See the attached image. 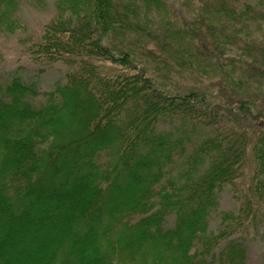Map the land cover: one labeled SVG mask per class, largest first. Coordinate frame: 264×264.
<instances>
[{
	"label": "trees",
	"instance_id": "16d2710c",
	"mask_svg": "<svg viewBox=\"0 0 264 264\" xmlns=\"http://www.w3.org/2000/svg\"><path fill=\"white\" fill-rule=\"evenodd\" d=\"M182 1L192 7L183 26L164 0H55L27 50L36 63H65L64 81L38 102L34 81L0 85V264H117L124 249L142 264H246L242 220L222 214L236 226L226 234L209 223L252 143L264 199V131L251 143L243 133L195 138L218 118L207 97L166 90L110 38L150 40L158 66L196 80L235 42L240 66L264 82V0ZM18 5L0 0V31L19 28ZM108 63L122 69L104 74Z\"/></svg>",
	"mask_w": 264,
	"mask_h": 264
},
{
	"label": "rangeland",
	"instance_id": "374dc122",
	"mask_svg": "<svg viewBox=\"0 0 264 264\" xmlns=\"http://www.w3.org/2000/svg\"><path fill=\"white\" fill-rule=\"evenodd\" d=\"M164 1L169 12L168 16L170 15L175 24L189 25L191 5L185 6L182 0ZM18 2L16 19L20 24L19 28L12 33L0 31V85H4L13 75H18L24 81H34L39 90L34 100L44 101V93L51 91L56 81H64L63 77L68 68L61 62H55L50 66L36 63L31 60L27 49L38 40L43 26L55 15V0H18ZM121 34L116 37L111 36L110 42L121 48L128 46L132 48L135 51L137 67L140 70L146 68L155 78H153L155 82L173 93L200 91L207 97L206 100L212 103L217 113V121L209 129H197L195 138L218 133L223 135L243 133L251 143L259 131H264V82L257 83L247 75L246 68L240 66L238 59L242 55L235 42L223 45L220 52L223 53L221 54L223 58L220 64L217 58L207 60L205 71H200L203 79L196 80L188 75L172 76L166 69L158 66L150 52L155 50L152 41L146 40L149 43L143 41L139 46L136 36ZM212 47L211 44H207L205 49L212 50ZM233 58L235 61L231 63ZM210 67H213L214 71H211ZM103 69L104 74L111 75L122 68L119 64L108 63ZM219 69H222V72ZM164 126L166 128L168 124ZM252 146L253 143L245 151L244 160L238 168V176L225 183L219 190L218 207L211 213L209 229L217 232L223 228L226 234L228 229L236 228L235 224L224 227L220 222L222 214L231 213L232 217L225 222L236 223L242 220L243 225H240L246 227L239 228L238 231L241 232L239 234L241 237L238 239L246 248V264H264V199L261 201V197L257 196V189H253L257 179L254 178L256 168L259 164L252 153ZM103 158L105 159L104 155ZM201 169L202 163L199 164L198 171ZM171 221L169 220L168 223ZM116 261L117 264H142L129 249L121 250L116 256Z\"/></svg>",
	"mask_w": 264,
	"mask_h": 264
}]
</instances>
